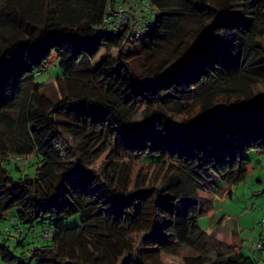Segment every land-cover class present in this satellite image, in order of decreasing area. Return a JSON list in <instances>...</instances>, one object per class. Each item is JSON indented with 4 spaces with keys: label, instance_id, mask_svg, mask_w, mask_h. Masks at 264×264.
Returning <instances> with one entry per match:
<instances>
[{
    "label": "trees",
    "instance_id": "obj_1",
    "mask_svg": "<svg viewBox=\"0 0 264 264\" xmlns=\"http://www.w3.org/2000/svg\"><path fill=\"white\" fill-rule=\"evenodd\" d=\"M135 1L0 0L8 264H255L198 219L264 155V0Z\"/></svg>",
    "mask_w": 264,
    "mask_h": 264
},
{
    "label": "rangeland",
    "instance_id": "obj_2",
    "mask_svg": "<svg viewBox=\"0 0 264 264\" xmlns=\"http://www.w3.org/2000/svg\"><path fill=\"white\" fill-rule=\"evenodd\" d=\"M121 1L123 2V0H116V11ZM137 2L139 5L142 3L141 0ZM141 9H143L142 6ZM148 11V8L144 7L145 16L150 15ZM57 72L56 65L50 64L46 72L37 77V81L53 78ZM258 92V88L248 90L247 96L252 100ZM247 156L251 163L246 179L231 187L230 196L227 194L214 196L211 210L198 219V226L206 232L215 230L217 238L231 242L242 254L252 256L255 264H264V226L261 222L264 218V155L250 151ZM26 168V171L33 175L35 164ZM11 173L13 177H16L14 171ZM219 183L224 186L222 182ZM14 214L15 210H12L5 220H0V244L6 245L17 256L27 255L30 249L45 242L42 235L45 230H49V226L36 224L30 228L26 224H18ZM13 221L17 222L20 233L15 232L16 227L11 224ZM78 223L79 216L65 221L67 226ZM6 226L10 228L9 232L5 230ZM21 237H24V245L15 246V239ZM0 264H8V262L0 259ZM161 264L183 263L180 255H162Z\"/></svg>",
    "mask_w": 264,
    "mask_h": 264
},
{
    "label": "built area",
    "instance_id": "obj_3",
    "mask_svg": "<svg viewBox=\"0 0 264 264\" xmlns=\"http://www.w3.org/2000/svg\"><path fill=\"white\" fill-rule=\"evenodd\" d=\"M261 222H262V224H263V226H264V218L262 219V221H261Z\"/></svg>",
    "mask_w": 264,
    "mask_h": 264
}]
</instances>
